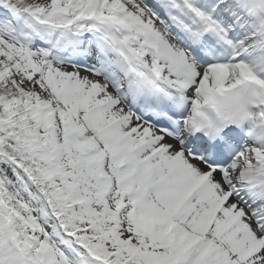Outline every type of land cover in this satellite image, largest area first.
<instances>
[{
    "label": "snow or ice",
    "instance_id": "1",
    "mask_svg": "<svg viewBox=\"0 0 264 264\" xmlns=\"http://www.w3.org/2000/svg\"><path fill=\"white\" fill-rule=\"evenodd\" d=\"M0 264H264V0H0Z\"/></svg>",
    "mask_w": 264,
    "mask_h": 264
},
{
    "label": "clouds",
    "instance_id": "2",
    "mask_svg": "<svg viewBox=\"0 0 264 264\" xmlns=\"http://www.w3.org/2000/svg\"><path fill=\"white\" fill-rule=\"evenodd\" d=\"M250 95V86L242 84L229 92L216 95L214 103H210L203 107L202 111L208 115L214 114L217 109H219L222 114H239L243 111Z\"/></svg>",
    "mask_w": 264,
    "mask_h": 264
}]
</instances>
